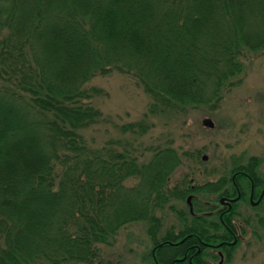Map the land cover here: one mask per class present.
<instances>
[{
	"label": "trees",
	"instance_id": "trees-1",
	"mask_svg": "<svg viewBox=\"0 0 264 264\" xmlns=\"http://www.w3.org/2000/svg\"><path fill=\"white\" fill-rule=\"evenodd\" d=\"M263 47L264 0H0V264H100L98 245L131 221L147 224L160 264L174 256L169 237L155 238V211L223 179L170 187L173 146L143 162L125 146H90L101 89L86 82L128 74L150 112L170 114L219 100L243 53Z\"/></svg>",
	"mask_w": 264,
	"mask_h": 264
},
{
	"label": "rangeland",
	"instance_id": "rangeland-1",
	"mask_svg": "<svg viewBox=\"0 0 264 264\" xmlns=\"http://www.w3.org/2000/svg\"><path fill=\"white\" fill-rule=\"evenodd\" d=\"M239 61L241 70L229 79L234 84L219 100L211 99L207 104L187 106L170 114L150 112V96L128 74L110 70L93 76L86 86L101 89L93 102L102 118L83 130L87 143L96 148L109 144L118 149L131 148L139 155L137 161L142 162L148 160L153 150L173 146L180 165L170 174L168 184L185 189L219 178L223 179V187L230 188L229 175L234 172L235 164L252 162V169L261 177L255 187L258 189L264 184V47L245 51ZM205 117L213 122L212 128L201 124ZM137 121L147 125L144 132L120 130V125ZM202 155L206 156L205 160L201 159ZM132 182L128 180L125 184ZM244 189L246 192L247 186ZM220 190L187 192L194 197L191 208L196 210L198 200L215 199ZM184 199L185 195L169 198L155 211L159 217L156 239L167 232H176L188 222ZM237 210L235 221L243 239L233 246L222 264H264V198L253 207L247 201L238 202ZM256 217L260 218L258 222ZM245 218L247 221L243 222ZM154 246L147 224L131 221L120 226L107 244L98 245L97 260L100 264H148ZM152 253L155 256V250Z\"/></svg>",
	"mask_w": 264,
	"mask_h": 264
},
{
	"label": "flooded vegetation",
	"instance_id": "flooded-vegetation-1",
	"mask_svg": "<svg viewBox=\"0 0 264 264\" xmlns=\"http://www.w3.org/2000/svg\"><path fill=\"white\" fill-rule=\"evenodd\" d=\"M251 172L254 174L253 177L250 175ZM260 178L252 167L236 170L229 175L230 188L223 187L222 181L219 185L221 190L215 199L198 200L196 210L191 208L193 195L185 194L184 201L188 211V222L179 226L176 232H167L164 235L170 239H164L162 242L173 246L176 254L172 257L161 256L162 263L222 264L224 260H227L233 246L243 239L241 229L235 221V217L239 215L237 203L247 201L252 207L261 204L264 198V184L257 189L255 188L257 184L254 183L260 181ZM244 185L247 186L246 192ZM193 188L194 186H190V189ZM187 196H189L188 201L186 200ZM197 217L201 219L200 223H197ZM215 218L218 219L219 223L214 221ZM259 220L260 218L256 217V222ZM245 221H247L246 218L243 219V222ZM213 223L217 227L215 230L210 226ZM197 225H202V227L199 229ZM157 244L158 242L154 245ZM151 256L152 261L148 264L161 263L153 253Z\"/></svg>",
	"mask_w": 264,
	"mask_h": 264
},
{
	"label": "water",
	"instance_id": "water-1",
	"mask_svg": "<svg viewBox=\"0 0 264 264\" xmlns=\"http://www.w3.org/2000/svg\"><path fill=\"white\" fill-rule=\"evenodd\" d=\"M201 124L203 126H205V127H208V128H212L213 127V122L209 118H207V117L201 119ZM201 159L202 160H205L206 159V156L205 155H202L201 156ZM188 199H189V196H187L186 200L188 201Z\"/></svg>",
	"mask_w": 264,
	"mask_h": 264
}]
</instances>
